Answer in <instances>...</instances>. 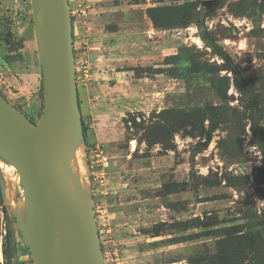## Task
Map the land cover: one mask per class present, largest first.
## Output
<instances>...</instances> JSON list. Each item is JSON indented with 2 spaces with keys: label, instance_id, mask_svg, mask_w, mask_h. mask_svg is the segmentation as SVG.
I'll return each instance as SVG.
<instances>
[{
  "label": "rangeland",
  "instance_id": "374dc122",
  "mask_svg": "<svg viewBox=\"0 0 264 264\" xmlns=\"http://www.w3.org/2000/svg\"><path fill=\"white\" fill-rule=\"evenodd\" d=\"M183 1L131 0L132 19L141 28L148 20L149 28H154L145 13L148 6ZM193 1L198 8L207 10L204 23L211 36L250 84L261 112L260 125L264 133V7L259 5L261 0H226L218 8H213L215 0ZM68 3L74 64L79 72V64L84 61L85 49L80 47L79 39L86 8L83 0H68ZM30 13L29 0H0V84L12 104L27 117L37 120L42 112V91ZM154 29L159 31L152 35L157 37L159 47L144 65L134 70L140 77L137 81L140 88L146 91L145 103L123 118L124 129L117 141L95 143L109 156L108 181L117 186L109 189L107 184L99 194L90 188L105 264H116L115 258L122 264L118 240L129 232L122 228L125 221L140 220V227L133 222L132 226L144 233H155L156 222H167L166 228L160 229L162 241H157L164 245L161 253H157L156 258L149 253L140 264H149V259L153 260L150 264L171 261L188 264V259L200 258L201 253L215 256L216 242L227 228L247 224L246 210L251 209L264 220V158L252 142L244 115V95L235 88L232 75L222 69V60L204 45L193 24ZM8 34L11 45L6 43ZM14 38H19L21 47L9 52ZM178 53H183L181 60L166 63L165 58ZM172 72L177 74L170 75ZM89 81L77 82L84 127ZM198 105L219 106L217 117L211 116L216 122L215 130L203 135L175 132L170 140L174 146L171 149L143 141V129L124 122L125 118L135 117L137 122L141 120L146 125L161 109ZM32 107L36 112L32 113ZM204 124L207 126L208 120ZM219 140L225 141L221 147ZM84 144L86 148L92 144L87 141L86 130ZM0 168L4 169L5 178L11 184L6 196L13 205L14 185L18 183L16 175L11 166L0 163ZM114 190L116 192L111 193ZM120 196L130 203L119 205ZM3 207L0 198V264L5 263L6 228L13 224ZM110 211L117 214L115 219H110ZM194 219L208 226L193 227L191 221ZM171 222H185L192 228L174 230L170 228ZM191 232H199V235L186 239L184 235ZM14 235L18 240L16 263L21 264L19 262L25 259V264H33L22 239L17 232ZM171 238L177 242L168 246ZM209 261L213 264L215 260Z\"/></svg>",
  "mask_w": 264,
  "mask_h": 264
},
{
  "label": "water",
  "instance_id": "95a60500",
  "mask_svg": "<svg viewBox=\"0 0 264 264\" xmlns=\"http://www.w3.org/2000/svg\"><path fill=\"white\" fill-rule=\"evenodd\" d=\"M41 73L42 112L30 120L0 92V168L13 260L15 232L33 264H105L94 218L87 152L75 79L68 0H29ZM17 264V263H16Z\"/></svg>",
  "mask_w": 264,
  "mask_h": 264
},
{
  "label": "crops",
  "instance_id": "0c3cea01",
  "mask_svg": "<svg viewBox=\"0 0 264 264\" xmlns=\"http://www.w3.org/2000/svg\"><path fill=\"white\" fill-rule=\"evenodd\" d=\"M83 2L86 11L82 10L85 19L79 45L85 49L84 59L91 69V78L86 87L88 98L85 100L86 136L87 141L92 144L109 143L121 137L124 129L123 118L126 114L140 109L141 103H145L146 91L140 88L137 82L140 77L134 70L138 65H144L148 57L155 53L154 49L159 47L157 37H152L153 33L159 31L149 28L148 20L143 28L139 27L132 19L131 0H83ZM151 38L153 43L148 41ZM38 76L40 77V70ZM31 110L33 113L37 109L32 107ZM112 187L117 188L108 182V188ZM114 192L116 191H111ZM119 200L121 206L130 203L121 196ZM110 214V219L116 218V213L110 211ZM132 222L140 227V220L123 223L122 228L129 232L120 236L118 240L121 263L140 264L149 253L156 258L164 246L157 242L162 241V234L144 233L138 228L135 229ZM172 243L169 242L168 246ZM147 261L151 263L153 260ZM19 263L25 264L26 260ZM171 263L174 261L160 264Z\"/></svg>",
  "mask_w": 264,
  "mask_h": 264
},
{
  "label": "trees",
  "instance_id": "16d2710c",
  "mask_svg": "<svg viewBox=\"0 0 264 264\" xmlns=\"http://www.w3.org/2000/svg\"><path fill=\"white\" fill-rule=\"evenodd\" d=\"M225 1L226 0H215V5L213 8L220 7ZM250 5H252L251 2ZM259 5H261L263 8L264 0H261V4ZM145 13L154 28H178L186 27L190 24H193L196 27L198 36L203 41L204 45L209 48L215 56L222 60V69H225L232 75L235 88L242 95H244V115L249 124L252 142L262 153L264 158V133L262 131V126L260 125L261 112L256 102L254 92L250 84L241 75L235 64L231 61L225 49L211 36L207 26L204 23V15L207 13V10L198 8V5L193 0H185L180 3L148 6L145 9ZM18 41L19 38H14V44L8 48L9 52L13 49L15 51L21 47V44ZM6 43L11 45V42L9 41V34L7 35ZM182 57H184L183 53H178L168 56L165 58V60L166 63L171 64L176 63L177 60H181ZM176 74L177 72H172L170 75ZM40 90L42 91L41 73ZM78 103L80 105L79 98ZM218 109V105H198L185 109L164 108L157 112L152 117V120H149L146 125H144V121L140 120L137 122L135 117L125 118L124 122H129L131 125L143 129V141L147 143H158L164 149H171L174 146L170 143V140L172 139V135L175 132H180L186 135H203L213 132L216 128L214 117H217ZM212 115L214 117H211ZM205 120H208L207 126L204 124ZM85 130L86 129L82 124L83 137ZM138 140L139 138L137 141ZM224 142V140H219L218 145L221 147ZM262 172H264V169H262ZM0 198H2L1 191ZM3 211L6 215L7 212L4 207ZM246 211V218L248 220L247 224L244 227H235L234 225H230L223 237L219 238V240L216 242L215 256H208L206 255L207 253H201L200 258L194 257L188 259V264H206L205 262L209 264V260H213V258L215 260L213 264H264V220L259 218L260 216H258V214L253 212L251 209ZM171 223L172 225L170 228L174 230H185L192 228L191 224L186 225L185 222ZM191 223L193 227L200 226L205 228L208 226L206 222H201L198 219L192 220ZM9 225L10 224H8L6 228L7 244L4 249V264H16V262L13 260L11 232ZM155 226L157 228H155ZM165 226H167V222L165 221L155 223L154 228L156 229V233H159L161 231L160 229H165ZM198 235L199 232H191L190 234L184 236L187 239L194 238ZM169 240L170 243L177 242L174 238Z\"/></svg>",
  "mask_w": 264,
  "mask_h": 264
},
{
  "label": "built area",
  "instance_id": "2783aa9c",
  "mask_svg": "<svg viewBox=\"0 0 264 264\" xmlns=\"http://www.w3.org/2000/svg\"><path fill=\"white\" fill-rule=\"evenodd\" d=\"M80 70L75 66V79L89 81L91 78L90 65L86 59L80 62ZM87 150V164L90 179V187L97 192L102 193L108 184V171L107 165L109 164V156L103 151L100 145L92 144ZM89 149V150H88ZM103 212V210H101ZM105 215V211L102 213ZM106 231H110V227L106 226ZM116 264H118V258H115Z\"/></svg>",
  "mask_w": 264,
  "mask_h": 264
},
{
  "label": "flooded vegetation",
  "instance_id": "af4514ba",
  "mask_svg": "<svg viewBox=\"0 0 264 264\" xmlns=\"http://www.w3.org/2000/svg\"><path fill=\"white\" fill-rule=\"evenodd\" d=\"M0 92H1V94L5 97V99L7 100V101H9V99H8V97H7V94H6V92H5V90L1 87V84H0ZM10 102V101H9ZM11 103V102H10ZM12 104V103H11ZM14 105V104H13ZM30 120H32V121H35V119H33V118H31V117H28Z\"/></svg>",
  "mask_w": 264,
  "mask_h": 264
},
{
  "label": "bare ground",
  "instance_id": "6f19581e",
  "mask_svg": "<svg viewBox=\"0 0 264 264\" xmlns=\"http://www.w3.org/2000/svg\"><path fill=\"white\" fill-rule=\"evenodd\" d=\"M12 168V167H11ZM13 169V168H12ZM15 178V177H14ZM16 179V178H15ZM9 180V179H8Z\"/></svg>",
  "mask_w": 264,
  "mask_h": 264
}]
</instances>
